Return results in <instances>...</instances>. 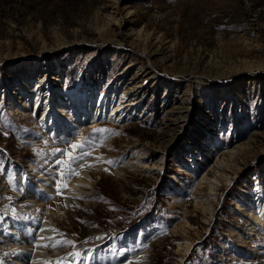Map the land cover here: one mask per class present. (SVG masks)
Here are the masks:
<instances>
[{
    "label": "rangeland",
    "instance_id": "1",
    "mask_svg": "<svg viewBox=\"0 0 264 264\" xmlns=\"http://www.w3.org/2000/svg\"><path fill=\"white\" fill-rule=\"evenodd\" d=\"M133 80L141 99L124 126H88L64 94L93 89V106ZM41 85L63 109L47 126L42 107L31 113ZM23 168L50 173L42 205L24 200L44 190ZM80 172L87 193L66 201ZM205 174L219 178L213 193ZM254 174L264 177V0H0V264L31 259L47 226L43 264H264V227L247 233Z\"/></svg>",
    "mask_w": 264,
    "mask_h": 264
},
{
    "label": "bare ground",
    "instance_id": "2",
    "mask_svg": "<svg viewBox=\"0 0 264 264\" xmlns=\"http://www.w3.org/2000/svg\"><path fill=\"white\" fill-rule=\"evenodd\" d=\"M49 50L53 51L54 49L53 50L49 49ZM143 75L147 78L155 77L157 76V70L150 64L146 67ZM141 86L142 85H140V83L136 84L134 80L130 81L122 85L121 87H118V88H121V90L117 92V95L114 94L116 98L108 99L106 94H102V95L100 94L99 98L97 99V102L93 106L87 102L85 104V99L87 97V94L89 98H92L93 89L88 91L87 93H82V92L80 93V91H76L73 95L72 93H68V92H65L64 94H66L68 98L70 96V98H72L71 101L75 99L80 100L79 103L77 101L76 105L72 104L74 107L70 105L73 108V110L71 111L74 116L75 115L77 116V119H82V118L88 119V122L86 123L88 124V126H96L104 120L108 121L109 124H115V125L119 124L120 126H124L125 124H129L134 121V112L137 106L140 104V99H141L140 92L142 89ZM21 89L22 88L20 86L16 85L15 87H13L12 91L10 90V93L18 94L17 95L18 99L15 102H17V105H19V107H22V110L25 113L30 112L28 108H23V106L27 103L26 102L27 96L26 94L22 93ZM39 91L41 93L39 105H36L34 109L31 110V113H34V112L37 113V111L39 112L40 107H42L41 111L39 112V115H40L39 120L43 125L47 126L48 122L53 118V114H55V112H58L59 114L62 115L63 109L60 108L61 101L59 99H54L53 91L48 86L41 85ZM81 101L83 102L81 103ZM176 118L179 119L180 114H178ZM173 122L174 124L172 128H177L179 127V125H181L176 120H174ZM253 140L255 139L253 138ZM105 145H107L106 147L110 146L109 142H106ZM238 146L233 149L228 150L231 153V155H234L238 151L237 150ZM131 154L136 156L134 158H135L137 167L143 170H149L148 169L149 165L147 164L145 160V155H143V153L140 151V148L132 149ZM133 162H134V159H133ZM133 162H130V164ZM214 165L219 167L221 165V162L218 161ZM28 167L31 170L36 169L32 167L31 165H28ZM21 173H22L23 179L31 177V179L38 185L39 189L44 190L43 193H41L42 191L37 192L34 190L33 186H30L25 191L26 193L24 195V200L32 201L34 205H37V204L42 205L44 203V198H45L44 192H49V191L52 192L54 190V187L56 186L51 179L50 173L47 174L46 172H39L38 175L31 176L29 175L26 168H23ZM81 174H84V173L83 172L78 173L77 175L78 177L73 179L72 184H70L69 187H67V189L64 191L65 192L64 198L66 201H68L69 197H72V196H78V198L79 197L83 198L85 194L87 193V191H84L82 187H83V184H89L90 182L85 181V178ZM222 175L226 177V180H228L229 175H226L225 173H222ZM251 179L254 181L255 185L251 188L249 193L253 197H255L257 200L255 202L253 201L254 210L250 212L252 217L249 216L251 217V219L249 220V229L247 232L249 233V235L251 233H257V231L259 232V226H257L258 225L257 223L261 224V226L264 227V177L262 174H254L251 176ZM201 180H205L208 183L210 189H212V191L210 192L213 193L214 192L213 189L218 184L219 178L216 176L212 178L207 177V175L205 174L201 177ZM209 200L210 199L207 196L201 197V202L205 205L210 206ZM52 234H53L52 227L51 226L45 227L37 237L38 243H37V247L35 248L36 255L34 254V256H32V258L26 262L24 261H20V262H22L23 264H43L40 261V259L42 258H39V257L45 254V252H40L39 249L43 250V246L53 245L52 242L47 241L51 237ZM45 241H47L48 243ZM20 246L26 248L29 245L26 243H22L20 244ZM249 253H250L248 255L249 260H252L251 257H254L257 255L258 249L253 246ZM18 261L19 259L13 262L17 263ZM44 264L46 263L44 262Z\"/></svg>",
    "mask_w": 264,
    "mask_h": 264
},
{
    "label": "snow or ice",
    "instance_id": "3",
    "mask_svg": "<svg viewBox=\"0 0 264 264\" xmlns=\"http://www.w3.org/2000/svg\"><path fill=\"white\" fill-rule=\"evenodd\" d=\"M97 131H100V130H97ZM73 148H77L78 145H72ZM69 158L70 159H75L76 157L72 156V154H69ZM59 163V162H58Z\"/></svg>",
    "mask_w": 264,
    "mask_h": 264
}]
</instances>
